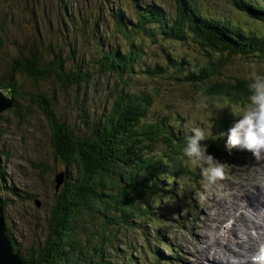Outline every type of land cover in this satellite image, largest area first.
<instances>
[{
    "label": "rangeland",
    "instance_id": "1",
    "mask_svg": "<svg viewBox=\"0 0 264 264\" xmlns=\"http://www.w3.org/2000/svg\"><path fill=\"white\" fill-rule=\"evenodd\" d=\"M150 1L152 0H0V42H3L0 47V82L7 85L3 90L15 100L16 104V99L8 89L11 83L18 82L24 93L36 89L29 75L20 74L24 72L23 68L16 67L15 63L20 58L50 66L56 55H62L66 59L65 71L68 69L79 71L80 67L97 71L95 67L91 68L89 63L93 53L98 52L101 55L102 52L116 47L125 52L122 48L124 40L143 42L141 47L144 55L138 63L133 62L136 64L135 70L123 73L128 79L127 84L116 75L95 72L92 76V81L97 82L95 86H91L92 82L89 83L84 78L85 74L82 76V85L76 84L68 90L51 77L46 80L41 79L39 87L52 99L58 117L62 121L69 122L72 127L73 124H83L81 120L84 118L83 109L86 118L95 120L97 116L94 115V109L99 106L100 101H104L106 94L112 105L116 100L117 89L125 96H130L132 93L137 94L138 97L142 96L143 102H146L143 94H149L154 101L145 123L150 120L158 122L168 117L169 122L178 128V133L180 132L181 135L193 126L206 129L211 127V134L217 139H209L204 143L213 147L218 143L219 147H222L223 151L220 153L222 161L216 160L224 165V179L215 185H208L202 179L199 170L189 168L184 159L176 170L178 175L172 167L168 177H165L169 170L167 168L152 171L151 176H155V182L150 183L149 187L153 192L142 193L144 196L141 197L145 201L143 203L128 202L130 207L131 204L139 205V210L134 213L133 208L129 209L127 226L124 225L125 229L117 233V240L114 238L107 242L106 252L110 256L117 255L119 260L124 258L122 257L124 253L135 256L136 264H178L176 261L179 253L177 251L172 253L170 248L164 247L167 240H170L180 251V264H245L244 259L253 252L249 250L255 248L249 246L247 242L255 243V238L259 236L258 230H260L258 233L264 234V230H261L264 227V195L258 194L264 192V158L256 160L251 152L239 148L229 151L225 148V142L228 130L239 118L230 114L228 107L243 108L247 105L241 106L230 100L213 99L209 102L195 88L184 85L182 80L184 75L181 76V80L177 79L179 66L174 67L172 61L183 62L190 73L195 64L202 67L207 61L216 57V53L212 55L206 51L208 47L209 51L212 50L206 39H202L204 46L207 47L204 50L199 46L202 43L195 40L196 43L193 44H188L186 41L165 43L160 41L163 40L160 35L155 39L137 28L131 31L134 33L138 30L132 40L127 38L129 34L132 37L131 33H128L129 30L118 31L113 7L119 8V5H125L126 8L120 12L129 11L130 18L136 19L137 5ZM155 1L162 4L164 9L165 5L176 4L175 0ZM195 2L209 17L216 19L224 16L235 21L239 19L241 24L250 26L249 29L247 28L250 35L264 37V18L262 20L255 18L258 23H254L251 20L254 15L248 12L241 15L242 11L240 7H235L234 0H195ZM65 23L69 27L68 31L61 28ZM238 29L245 31L246 27L242 25ZM75 31L79 33L77 37ZM138 34L141 40L138 39ZM71 41H75L74 45L70 44ZM76 42L80 45L76 46ZM193 54L197 55V59ZM243 59H230L231 61L225 63V67L231 73L239 74L242 70L239 68L238 72L236 66L244 71L247 69L246 63L252 64V67L257 65V68L264 66V58L259 60L262 61L261 63L253 59ZM163 67L169 68L166 74L158 73V77L151 74L155 72V68ZM53 68L59 69L57 66ZM119 68L121 73L126 71L123 66ZM187 72L186 69L185 74ZM247 74L242 72L238 76L246 77ZM80 75H76V78ZM177 82H181L182 85ZM86 86H88L86 95L93 98L96 107L93 105L80 107V102L76 100L77 87ZM28 96L19 99L23 119L20 118L21 115H16L8 108L0 112V117L3 118L0 119V205L3 207V216L11 233L10 238L12 236L11 239L15 244L23 248L32 244L39 245V241L47 233L50 209L55 199L54 191L58 188L57 181L56 185L52 181L54 175L51 171L58 172L56 180L61 177L59 188L65 186L68 180L66 165L55 157L47 120L41 112L28 113L30 107L35 109ZM201 100L205 101L206 107L201 106ZM126 108L129 107L125 106ZM122 114L127 117L133 115L126 110ZM181 119L185 120L183 124H180ZM143 124L144 122L138 123L140 127ZM127 125L131 126V124ZM114 140L119 143L121 138H117L115 133L112 141ZM220 140H222L221 144H219ZM151 148L156 155L160 154V144L151 145ZM126 150L123 149L124 152L118 150L117 153L126 155L128 154ZM162 162H165V158ZM179 163L173 167L177 168ZM159 177L164 178L161 185L157 186L160 183ZM178 182L183 183L182 188L179 187ZM127 184L128 181H125L124 186L126 187ZM109 189L117 195V188L109 187ZM69 197V194L65 196L68 203ZM151 202L154 205L161 204L163 213L156 208L149 209L148 204ZM145 203H148L146 213L148 211L151 213L142 216L139 211L144 212ZM244 205V210L237 208ZM154 211L158 213L157 219ZM98 214L100 215L101 212L98 211ZM39 235L41 236L38 238ZM256 240L258 244L261 243ZM218 241L225 245L222 248L227 245L230 247L232 256L220 250ZM12 246L16 247L14 244ZM116 247L119 248L118 251ZM27 248L20 249L23 255L28 254L29 248ZM19 255L22 256L20 253ZM130 262L131 260L128 259L127 264Z\"/></svg>",
    "mask_w": 264,
    "mask_h": 264
},
{
    "label": "trees",
    "instance_id": "2",
    "mask_svg": "<svg viewBox=\"0 0 264 264\" xmlns=\"http://www.w3.org/2000/svg\"><path fill=\"white\" fill-rule=\"evenodd\" d=\"M175 1V5H165V9L162 4L155 0L142 5L136 2V4H139L137 5L136 19L130 18L129 11H125L126 13L120 12L126 8L125 5H119V8L117 6L113 7L118 31L123 30L126 32L129 30L128 33H131L132 30L137 28L141 32L144 31L149 37H155V39L160 35L163 39L160 41L165 43L186 41L188 44H193L201 42L202 45L199 46L204 50L207 47L204 46L202 39H206L208 45L212 48L210 50L212 52L209 51V47L206 51L212 55L216 53V57L207 61L202 67L195 64L190 73L183 62L172 61L174 67L179 66L177 79L181 80V76L184 75V79H182L184 85L195 88L209 102H212L213 99L219 101L230 100L241 106L247 105V96L249 95L247 86L253 76H264V66L261 65L260 68H257V65L252 67V64L246 63L247 69L245 71L236 66L238 72L239 68L244 74L250 72L246 77H239L238 75L242 72L239 74L231 73L225 67V63L228 60L231 61L230 59L237 58L253 59L257 63H261L262 61L259 60L264 58V37L250 35L248 30L250 26L241 24L239 19L235 21L226 19L224 16H219V19L209 17L195 0ZM234 5L236 8L240 7L241 15L245 12L252 13L254 18L251 20L254 23H258L255 18H264V12L259 8V6L264 7V0H234ZM149 24L152 25L149 26ZM64 25L61 28L68 31V25L66 23ZM242 25L246 27L245 32L238 29ZM73 26L75 25L73 24ZM75 30L77 29L75 28ZM138 30L131 33L132 37L129 34L127 38L134 40ZM74 34L76 37L79 35L78 31H75ZM198 36L205 37L199 38ZM137 37L141 40L139 34ZM73 43L75 41L70 42L74 45ZM1 44L3 42H0V47ZM77 44L80 45L79 42H76V46ZM141 46H143V42L138 40L131 42L124 40L122 48L125 52L116 47L102 52L101 55L98 52L93 53L92 58L94 59L91 58L89 63L91 68L95 67L97 71L95 69H83V67H80L79 71L72 69L65 71L64 68H67L65 67L66 59L62 55H56L50 66H43L39 62L30 61L26 58H20L16 62L17 64L15 63L19 69L23 68L24 72H20L21 75H29L35 83L36 89H33V92L26 91L24 93L21 91L18 82L11 83L12 85L10 84L11 86L8 89L16 99V104L8 110L13 111L16 115H21L20 118L23 119L19 99L26 98V95H29L30 102L35 109L33 110V107H30L28 113L41 112L47 120L55 157L60 163L66 165L68 178L65 186L56 188V191H54L55 199L50 209L48 229L45 228L47 231L46 237H42L39 241L40 244L27 245L28 249L27 247H20V245L18 247L12 240L13 237L10 238L12 244L16 246L14 250L22 255L21 258L26 264H127L128 259L131 260L130 264H136L135 260L137 259L132 255L124 253L122 256L124 258L120 260L117 259V255L110 256L106 252V244L114 238L117 240V233L125 229L124 225L127 226L129 209L133 208L134 213L139 210V205L131 204L130 207L128 202L143 203L145 201L141 197L142 193L148 194L150 192L151 194L153 192L149 184L155 182V176H151V172L167 168L169 170L165 177L169 176L170 167L174 172H177L176 170L182 165L184 159L181 149L185 134H179L178 128L169 122L168 117H164L158 122L150 120L145 123L154 101V98L149 94H143L146 101L143 102L142 96L138 97L135 93L125 96L122 91L117 89L116 100L112 105H110V99L106 97V94L104 101H100L99 106L96 107L93 98L86 95L88 86L77 87L76 100L80 102V107L82 105L84 107L95 106L93 112H95L94 115L97 118L95 120L86 118L85 109H83L84 118L81 119L83 124H73L72 127L69 122L62 121L58 117L52 99L39 87V84L42 80L51 77L62 83L68 90L76 84L78 86L82 85V76L86 74L84 78L89 83L92 82L91 86H95L97 82L92 81L95 72L116 75L123 80L124 84H127L128 79L123 76V73L135 70V63H138L144 55ZM193 55L197 59V55ZM55 66L59 69L55 70L53 68ZM120 66L125 67L126 71L121 73ZM169 68L173 67L169 66ZM169 68H155V72L151 74L158 77V73L166 74V70ZM186 69L188 70L187 74H185ZM78 74L81 75L76 78ZM177 83L182 85L181 82ZM4 86L7 85L0 82V87ZM125 106L129 108L125 109ZM124 110L133 115L130 117L123 115ZM0 119L3 118L0 117ZM184 121V119H181L180 124H183ZM139 122H144L142 127L138 125ZM127 124H131V126ZM183 126L181 125V127ZM115 133L117 138H121L119 143H116L115 140L112 141ZM221 141H219V144H221ZM123 142L125 144H121ZM155 144L161 145L159 155H156L151 148V145ZM123 149H127L128 154L117 153L118 150L124 152ZM222 151V147H219L218 143H215L214 147L207 145V152L217 160H221L220 153ZM164 158L165 162L163 163ZM178 163V167L174 168L173 166ZM51 172L54 175L52 181L56 185L58 172ZM119 177L123 179L121 178V180ZM160 177L158 179L160 183L157 186L161 185L164 178L160 179ZM125 181H128L126 187L124 186ZM178 184L179 187L183 185L180 182ZM109 187L117 188V195L115 192L112 193ZM67 194L70 196L69 203L65 199ZM147 204L145 203L146 209L144 212L139 211L142 216L151 213L150 211L146 213ZM148 205L149 209L156 208L159 209L160 213H163L161 204L156 203L154 205L151 202ZM98 211L101 212L100 215ZM157 214L154 211L156 219L158 218ZM7 232L11 235L8 228ZM164 247L166 249L170 248L172 253L175 249L177 250V247L170 240H167ZM26 248L29 252L27 255H23L21 250ZM116 249L118 251L119 248L116 247ZM180 257L178 254L177 263L180 261ZM172 258L175 259V257Z\"/></svg>",
    "mask_w": 264,
    "mask_h": 264
},
{
    "label": "clouds",
    "instance_id": "3",
    "mask_svg": "<svg viewBox=\"0 0 264 264\" xmlns=\"http://www.w3.org/2000/svg\"><path fill=\"white\" fill-rule=\"evenodd\" d=\"M247 88V106L228 107L230 114L239 118L228 130L225 148L229 151L233 148L247 150L260 160L264 158V76H253ZM200 104L207 106L204 100ZM210 128L191 127L184 135L181 151L186 165L198 169L208 185H215L224 179V165L207 152L204 142L217 139L212 136ZM246 264H264V242L247 257Z\"/></svg>",
    "mask_w": 264,
    "mask_h": 264
},
{
    "label": "water",
    "instance_id": "4",
    "mask_svg": "<svg viewBox=\"0 0 264 264\" xmlns=\"http://www.w3.org/2000/svg\"><path fill=\"white\" fill-rule=\"evenodd\" d=\"M4 88L5 87L0 88V112L6 108L9 109L15 104V100L9 97L8 94H5L3 90ZM56 181L59 188L62 182L61 177H58ZM4 222L3 207L0 205V264H26L19 253L14 251L10 235L7 233V228L6 225H4Z\"/></svg>",
    "mask_w": 264,
    "mask_h": 264
},
{
    "label": "bare ground",
    "instance_id": "5",
    "mask_svg": "<svg viewBox=\"0 0 264 264\" xmlns=\"http://www.w3.org/2000/svg\"><path fill=\"white\" fill-rule=\"evenodd\" d=\"M12 98V97H11ZM13 99V98H12ZM14 100V99H13ZM14 106V105H13ZM233 125V124H232ZM246 155V154H245ZM238 156H240V155H238ZM242 158H243V156H242ZM241 186V185H240ZM247 186H249L250 187V185H247ZM243 193H245V194H248V192H243ZM240 194V193H239ZM254 194V193H253ZM259 195H264V192L263 193H258ZM237 196H239L238 194H237ZM246 201H247V199H245ZM237 208H240V210H244L245 209V205L244 206H242V207H237ZM264 210V209H263ZM263 215H264V211H263ZM240 217H242V215H239ZM234 220V219H233ZM263 221H264V219H263ZM5 222H6V220H5ZM4 222V225H6V223ZM6 228H7V225H6ZM253 229H258V227H253ZM7 230V229H6ZM261 230H264V227H262L261 228ZM260 230H258L257 231V234L259 235L257 238H255V243L253 242V241H248L247 243H249L248 245L249 246H255V248L257 247V245H258V242H257V240L256 239H258L259 241H261V243L262 242H264V234H261V233H258ZM257 234H255V235H257ZM217 245H218V247H220V250H224V251H226V252H228L231 256H232V254H231V250H230V247L227 245L225 248H222V246H225L223 243H220V241H218V243H217ZM231 245V244H230ZM213 248H214V246H212ZM255 248H251L250 250H249V252L250 251H254L255 250ZM174 251H177L179 254H180V251L177 249H175ZM250 255V254H249ZM248 255V256H249ZM23 259V258H22ZM244 259V258H243ZM246 259H247V257L244 259V262H245V264H246ZM215 260H217L216 258H215ZM215 260H214V262H215ZM24 261V260H23ZM178 264H180V261L178 262ZM215 264V263H214Z\"/></svg>",
    "mask_w": 264,
    "mask_h": 264
}]
</instances>
